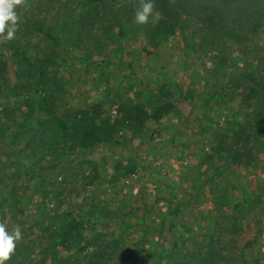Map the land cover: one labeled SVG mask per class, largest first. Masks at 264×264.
Segmentation results:
<instances>
[{
    "label": "trees",
    "instance_id": "1",
    "mask_svg": "<svg viewBox=\"0 0 264 264\" xmlns=\"http://www.w3.org/2000/svg\"><path fill=\"white\" fill-rule=\"evenodd\" d=\"M142 2L146 0H68L54 6L51 0H38L37 6L31 8L33 5L29 0H23L14 7L17 16L14 36L1 41L10 54L12 73L5 57L0 55V137H13L8 142L6 155L15 156L3 167L5 172L0 171V223L10 222L24 235L20 242H14L7 264H80V261L83 264H257V258L251 261L245 258V250L250 251L252 241L246 240L237 249L236 242L230 245L219 237L224 231L229 232L230 227L232 234H239L237 222L245 215H239L236 209L241 203L246 204L245 200L236 205L231 216L220 214L224 222L217 227L218 236L204 237L205 229L200 227L201 242L190 245L182 238H176L171 247L160 249L159 254L147 250L148 224L143 220L138 222L145 227L142 235L130 244L135 225L132 226L128 214L121 209L96 206L85 214L80 207L75 212L68 209L48 215L43 221L33 219L26 230L20 221L26 204L33 201L32 196L27 195L26 178L31 176L34 181L33 195L45 196L51 191L47 186L56 184L55 180L46 183L45 171L55 169L56 163L70 153L99 144L110 145L117 133L126 128L141 134L146 123L161 124L175 111L170 98L172 84L165 82L158 88H145L142 94H145L146 104L113 102L110 106L116 112L113 118L100 103L89 110L59 116L51 87L64 91V76L57 71L59 66L72 65L73 49L80 50L85 56L97 55L105 75L106 71L118 70L124 64L125 42L140 41L143 51L154 56L158 48L180 35L181 54L187 68L186 61L198 54L197 37L202 47H210L213 43L223 45L228 40L238 44L243 39L257 36L264 25V0H153L149 21L139 24L135 17ZM1 35L6 37V31ZM217 58L215 70H212L215 81H219L225 66V58ZM84 68V64H79L73 71L77 73ZM10 74L15 79L13 84L9 80ZM259 78L254 72H243L212 93L221 100L223 90L229 94L244 91L240 99L254 101V107L240 121L214 132V144L206 160L212 161L216 156L222 164L204 180V185L217 187L216 182L224 169L233 171L235 166L257 156L251 153L255 144L249 147V143H257L264 135V80ZM3 91L7 94H2ZM176 93L185 97L179 89ZM20 120L22 124L16 132L14 127ZM24 163L28 164L26 168ZM134 169L131 163L123 166L117 162L113 166L112 182L128 178ZM39 179L41 183L36 182ZM215 191L222 207L229 194L227 190L214 189L211 196ZM173 199L172 196L157 199V202L164 200L166 203L167 215L176 214L182 206L180 203L173 206ZM94 218L100 228L90 238L85 230ZM115 223V230H108ZM169 227L178 229L173 224ZM163 228L160 225L157 230L160 232ZM33 234L35 237L30 238ZM89 247L91 252L87 251Z\"/></svg>",
    "mask_w": 264,
    "mask_h": 264
},
{
    "label": "rangeland",
    "instance_id": "2",
    "mask_svg": "<svg viewBox=\"0 0 264 264\" xmlns=\"http://www.w3.org/2000/svg\"><path fill=\"white\" fill-rule=\"evenodd\" d=\"M37 1L29 0L33 5L31 8L37 6ZM51 1L57 6L68 0ZM4 39L0 33V55L5 57L12 73L10 54L1 45ZM197 41L198 54L186 61L187 68L181 54L183 42L180 35L158 48L154 56H148L143 51L140 41L125 42L122 52L124 64L118 70L106 71L105 75L97 55L92 53L89 57L80 50L71 51L74 56L72 65L59 66L57 71L64 76V91L51 87L59 116L89 110L100 103L113 118L116 115L115 110L110 109L113 102L146 104L145 94H142L145 88H158L165 82L172 84L170 98L175 104V111L167 115L161 124L146 123L141 134L126 128L117 133L110 145L99 144L88 150H79L81 154L70 153L56 163L55 169L45 171L43 176L46 183L56 181L54 187L47 186V190L51 191L45 196L33 195L34 181L31 176L26 178L29 188L27 195L32 196L33 201L26 204L25 212L20 217L24 230L33 219L43 221L48 215L60 214L68 209L75 212L80 207L83 213L96 206L121 209L128 214L132 226L135 225L130 244H134L142 235L145 227L138 222L143 220L148 224L147 250L159 254L160 249L171 247L176 238H182L190 245L201 242L203 235L199 233L200 227L205 229L204 237L218 236L217 227L220 228L224 222L220 214L231 216L236 205L245 200L246 204L241 203L236 209L239 215H245L237 222L239 234H232L230 227L229 232L224 231L219 237L230 245L236 242L237 249L246 240L252 241L250 251L245 250V258L249 261L257 258V264H264V135L257 143H249V147L255 144L251 153L257 156L246 158L250 160L235 166L233 171L224 169L216 182L217 187L204 185V180L222 164L216 156L212 161L206 160L214 144V132L228 128L229 123L240 121L254 107V101L240 99L244 91L229 94L223 90L221 100L212 93L215 88L226 84L231 78L236 79L243 72H254L260 76V80H264V25L257 36L243 39L238 44L228 40L223 45L213 43L210 47H202L198 37ZM219 56L225 58V66L219 81H215L212 70H215ZM79 64H84L85 70L75 73L73 69L78 68ZM9 80L12 84L15 82L12 74ZM178 89L185 95L184 98L176 93ZM21 124L20 120L14 131L18 132ZM4 138L0 137V171L7 166L9 158H15L14 155H6L8 142L13 137ZM19 159L22 160V157ZM117 162L123 166L131 163L135 169L128 178L112 182L113 166ZM27 166L24 163V167ZM36 182L41 183V179ZM214 189L227 190L229 194L222 207L218 192L211 196ZM170 196L174 198L173 206L176 203L182 205L173 215H167L164 200L157 202L158 198ZM256 196L259 198L256 199ZM117 223L108 230L114 231ZM87 224L86 236L92 238L100 223L94 218ZM170 224L178 229L171 230ZM0 225L8 234H14L17 229L10 222H1ZM160 225L164 228L159 232L157 229ZM33 232L36 234V230L33 229ZM34 234L29 237L34 238ZM23 235L24 232L14 242H20ZM91 250V247L87 249L89 252ZM80 264L83 262L80 261Z\"/></svg>",
    "mask_w": 264,
    "mask_h": 264
},
{
    "label": "clouds",
    "instance_id": "3",
    "mask_svg": "<svg viewBox=\"0 0 264 264\" xmlns=\"http://www.w3.org/2000/svg\"><path fill=\"white\" fill-rule=\"evenodd\" d=\"M23 3V0H0V33H5L6 39H12L16 30L17 16L14 7ZM153 0H146L141 3L140 9L136 12V22L145 24L153 13ZM20 238V231L17 228L14 234H8L3 225H0V264H5L13 251L14 240Z\"/></svg>",
    "mask_w": 264,
    "mask_h": 264
}]
</instances>
